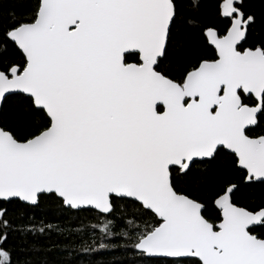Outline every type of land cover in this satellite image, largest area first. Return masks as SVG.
Listing matches in <instances>:
<instances>
[{
    "label": "snow or ice",
    "instance_id": "1",
    "mask_svg": "<svg viewBox=\"0 0 264 264\" xmlns=\"http://www.w3.org/2000/svg\"><path fill=\"white\" fill-rule=\"evenodd\" d=\"M202 6L0 10V264H32L37 236L80 231L37 221L42 202L96 219L92 243L76 246L118 249L122 264H264V200L237 202L264 186V27L247 0H214L206 19ZM191 30L198 54L185 51ZM211 166L219 179L194 188L193 171Z\"/></svg>",
    "mask_w": 264,
    "mask_h": 264
},
{
    "label": "trees",
    "instance_id": "2",
    "mask_svg": "<svg viewBox=\"0 0 264 264\" xmlns=\"http://www.w3.org/2000/svg\"><path fill=\"white\" fill-rule=\"evenodd\" d=\"M23 0H0V10L7 11L14 6L22 3ZM260 0H247L250 6L255 8L257 12V31L264 27L261 17L264 13L261 12L259 6ZM202 7L200 8L201 19L211 17L214 13L212 5L214 0H201ZM188 47L185 51H190L192 54H198L202 51L201 41L198 39L195 30H191V36L187 42ZM18 101L15 97H9L3 104V116L5 118H12L17 111ZM221 170L215 166H211L208 170H194L188 178L191 185L195 188L197 186H204L205 182L211 184L219 179L218 173ZM238 178V174L234 179ZM264 200V186L253 185L250 187H241L237 193V202L241 205L252 206ZM10 209L14 206L9 205ZM19 212V209H15ZM31 214L37 221L45 220L48 223L59 224L61 227L71 228L76 235L72 237H63L53 234L51 237L48 235L37 236L31 241L32 248L28 253V258L31 259L32 264H122V262L130 259L131 257L118 249H107L99 252L86 253L76 245L82 242L92 243L94 238L93 229L91 225L96 224V219L88 216L86 213H81L77 218L74 213L58 212L56 206L51 203H43L39 208L33 209ZM98 230L96 238H98ZM55 242V247L53 243ZM13 241L10 239L9 244ZM23 258V257H22ZM15 259V257H14ZM155 264H163V262H155Z\"/></svg>",
    "mask_w": 264,
    "mask_h": 264
}]
</instances>
